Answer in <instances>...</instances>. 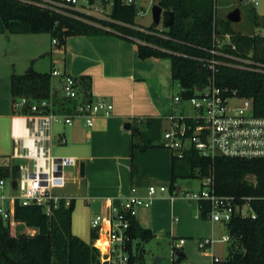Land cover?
Segmentation results:
<instances>
[{
  "label": "trees",
  "instance_id": "1",
  "mask_svg": "<svg viewBox=\"0 0 264 264\" xmlns=\"http://www.w3.org/2000/svg\"><path fill=\"white\" fill-rule=\"evenodd\" d=\"M37 1L43 0H0V34L48 33L57 39L59 47L70 36L113 34L132 42L140 59L169 57L171 77L183 89L182 97L191 96L212 77L217 87L251 99L254 113L264 116V34L232 32L227 22L216 20L214 0H157L163 10L172 11L173 22L163 29H156L152 23L145 30L135 24V4L122 0L113 2L109 21L75 11L71 12L76 16L62 14ZM210 48L218 51L214 57L221 61L214 72L196 59L211 57ZM239 59L247 60L249 68L231 65ZM10 91L13 100L21 96L48 99L52 95L51 73L39 72L30 64L23 73L11 74ZM61 104L70 111L71 102L61 100ZM131 135L141 140L131 143L132 149L150 146L142 133L131 131ZM11 166L0 164V176L9 177ZM205 177L212 178L216 194L231 196L239 208L246 204L251 211L249 215L236 211L225 224L230 238L227 264H264V158L205 157L192 147L185 149L181 157L172 155L171 189L178 179ZM198 207L200 216L205 217L209 203L199 200ZM73 209V199L66 205L60 198L49 214L41 206L16 202L15 220L36 232L15 233L0 219V264H100L99 251L92 241L86 242L72 232ZM129 234L131 240L152 238L151 230L141 227L135 219ZM95 236L93 231L92 240ZM128 248L129 264L140 262L139 255L131 252V243ZM183 256L179 253L178 259Z\"/></svg>",
  "mask_w": 264,
  "mask_h": 264
},
{
  "label": "crops",
  "instance_id": "2",
  "mask_svg": "<svg viewBox=\"0 0 264 264\" xmlns=\"http://www.w3.org/2000/svg\"><path fill=\"white\" fill-rule=\"evenodd\" d=\"M1 35L11 40L12 34ZM27 35H30L27 37L30 44L29 54L27 53L28 66L32 64L39 72L48 71L50 67L60 68L72 75L77 83L85 85L84 92L88 100L102 97L112 104L111 112L108 115L97 114L89 128H86L82 119H75L69 125L72 129L65 131L62 126L56 134L51 133L48 149L51 157H73L76 161V172H79L80 163H84V175H80L82 179L77 180L75 192L61 193L59 196L73 199L74 205L75 200H81L90 208L89 215L92 214V218L93 214L107 212L109 198L124 197L131 188L138 189L144 195L149 186H168L170 192L175 193L176 186L174 185L172 190L170 186L173 154L161 145V138H153L149 134V129L153 130L155 122L163 119L170 122V115L166 114L170 106L162 101L167 80H172L170 59L166 57L140 59L132 42L113 34L70 36L62 47L58 46L60 49H53L50 43L51 52L47 45L42 48L37 42L38 39L35 40L36 37L43 38L42 36L49 35L48 33ZM18 50L20 47L17 42L11 47L0 42V158L7 156L11 165L17 163L16 159L12 158L18 146L13 132L28 135L31 132L28 129L30 119L34 117L29 111H20L13 104L10 76L12 73H21L16 70ZM47 55L51 59L48 68L46 70L35 68L37 62ZM43 65L40 62V66ZM54 79L51 80L52 95L57 102L59 95L56 86L60 80L56 77ZM87 99L82 100L88 101ZM60 108L57 105L56 110ZM18 116H24V119L14 121ZM132 119L138 120L140 126L134 127ZM127 121L139 130L137 135L142 133L144 138L150 140L148 148L145 150L131 148V143L138 144L141 140L132 137L133 129L123 128V123ZM62 137L65 140L62 144L66 145L70 140L72 147L61 151L56 149L58 152L53 153V144H60ZM53 139L56 141L51 143ZM132 169L134 172L131 173ZM193 200L184 196L178 197L176 194L165 196L164 193H157L150 207L138 210L135 220L141 227L149 228L152 236L163 233L172 235V229H177V226L173 227L174 223L172 224V221L177 220L176 217L172 219L175 210L182 214L190 209L199 212L198 201L195 203ZM195 216L197 217V214ZM71 229L73 234L89 242L86 239L88 230L78 231L74 228L73 218ZM35 232L36 229H32L30 234ZM92 232L90 228V236ZM204 254L210 257L208 253Z\"/></svg>",
  "mask_w": 264,
  "mask_h": 264
},
{
  "label": "built area",
  "instance_id": "3",
  "mask_svg": "<svg viewBox=\"0 0 264 264\" xmlns=\"http://www.w3.org/2000/svg\"><path fill=\"white\" fill-rule=\"evenodd\" d=\"M114 1L43 0L37 1L36 4L51 7L66 15L76 16L71 12L75 11L109 21L110 9ZM122 1L125 4H136V0ZM252 1L255 2V0ZM139 14L144 12L140 11ZM51 42L54 45L58 43L56 38H52ZM231 47L234 48L233 45ZM208 51L211 57L196 59L214 72L216 65L221 64V61L214 57L218 54L215 48H210ZM247 63H249L247 60L239 59L237 63L231 65L249 68L246 66ZM50 73L52 77L60 80L59 101L56 102L53 95L48 99L31 100L21 96L13 100L17 109L27 110L34 117L30 119L28 129L31 132L28 135L13 132L18 146L12 158L24 161V163H18L21 173L16 188L20 193L5 194L3 190L8 181L10 185V177L0 176V219L4 225L14 227L19 224L14 218L16 202L21 205L41 206L46 214H49L51 208L57 205L60 198H63L54 190L64 186V167L75 165L76 161L73 157L53 158L49 155L52 122L61 121L69 126L76 118H82L86 126L91 127L100 110L108 115L112 109L111 103L99 99L95 102L78 100V86L74 77L57 68H53ZM181 91L183 89L179 87V93ZM61 100L71 102L70 111L63 108ZM181 100H187L195 112L169 116L170 129L164 131L161 145L169 149L173 155L181 157L185 149L192 147L205 157H213L219 150L221 155L228 157L264 158V116L254 113L251 99L238 97L233 90L229 92L227 89L217 87L211 77L206 86L201 87V90L196 88L191 96L184 98L179 94L173 97L175 103ZM57 105L59 108L61 106L59 110H56ZM23 117H15L14 121L24 119ZM60 142L64 143V138H61ZM164 191V186H159L158 189L149 186L144 195H139L135 188H131L124 197L109 198L107 212L95 214L91 218L89 225L96 233L92 244L99 251L100 264H129L128 247L131 243L132 252L133 241L129 234L131 221L136 218L139 208L149 207L156 192L161 194ZM183 196L196 201H207L209 218L214 222H222L224 225L239 208L231 196L215 193L211 177L200 179L197 192L185 191ZM70 199L64 198L66 205ZM229 239L226 231L219 239L203 238L197 245L201 251L210 254L211 264H227L225 257L221 258L214 254L212 248L215 242L228 243ZM180 243L182 239L179 243H175L176 249L180 247Z\"/></svg>",
  "mask_w": 264,
  "mask_h": 264
},
{
  "label": "rangeland",
  "instance_id": "4",
  "mask_svg": "<svg viewBox=\"0 0 264 264\" xmlns=\"http://www.w3.org/2000/svg\"><path fill=\"white\" fill-rule=\"evenodd\" d=\"M153 4H157V0H136V14H135V24L136 26L145 29L148 28L152 24V15H151V7ZM238 8L240 11V20L237 22L229 21L226 16L228 12L231 10ZM140 11H143L144 14H139ZM214 12L216 20H219V22H227L229 29L237 34H243V35H252V34H264V27H263V20L264 17V0H255L253 2L252 0H214ZM156 29H163L165 28L162 24V20L158 25H155ZM9 35V34H6ZM45 35V34H43ZM30 35L27 34H12L11 40L7 39V36L0 34V42L4 43L5 45L11 47L16 45V42L18 43V46L20 47V50H18V63L16 70L18 72H24L25 68H27V58H29L28 54L30 50V44H28V38ZM36 37L37 42L39 43L40 47L44 48L46 45L48 46L49 52H51V47L53 49H60L58 48V45H54L51 42L50 35ZM227 40V38H226ZM51 43V47H50ZM37 46V45H36ZM37 50V49H36ZM28 53V54H27ZM31 53H34L31 51ZM48 54V53H47ZM55 57V55L53 56ZM169 59V57H166ZM40 59V58H39ZM50 56H44V59L39 60L37 62V65H35V68H40V70L47 69L48 64L50 62ZM40 62L44 64L43 66H40ZM44 62V63H43ZM54 63V60H53ZM58 65L57 63H55ZM25 66V67H24ZM53 68V67H52ZM60 69V68H59ZM52 69L45 72H50ZM70 75V74H69ZM72 76V75H71ZM73 77V76H72ZM51 80H55L54 77L51 76ZM77 90H78V100L81 99H87V97L84 94V84L77 83ZM52 87V84H51ZM56 92L58 95L61 93L60 89V83L56 86ZM179 87L177 81L167 80V88L165 91H163L162 101L164 104H167L169 107V110L166 113L167 115H183V114H193L194 108L190 105V103L187 100H181L178 104L173 101V96L179 95ZM104 101V102H110L105 98H97V99H87L88 101ZM169 101V102H168ZM172 101V102H171ZM173 103V107L172 104ZM103 110H100L99 112L102 113ZM20 112V111H19ZM168 117V116H167ZM76 119H82V118H76ZM84 122V120L82 119ZM132 124L134 127L140 126L139 121L132 119ZM138 123V124H137ZM85 124V123H84ZM64 126V130L68 131V129H72V127H69L66 124H63V122H52L51 124V133L56 134L59 129ZM86 126V124H85ZM150 126V125H149ZM86 128H89L86 126ZM170 129V122L168 123L167 119H163L153 124V130L151 128L149 129V134L153 138H163V133L165 130ZM63 138V137H62ZM157 138V139H158ZM56 139L52 140L51 143H54ZM72 147V143L69 140L66 145L60 143V144H53L52 152L57 153L58 151L64 150V149H70ZM58 149V151L56 150ZM172 153V152H171ZM17 163H24L22 159H16ZM11 161H8L7 156H2L0 158V164H6ZM64 176L66 178V183L63 188L55 189L54 192L56 194L66 193V192H75L77 187V180H81V176L79 172H76V166L75 165H69L65 166L63 169ZM252 179V178H250ZM9 182V181H8ZM5 186L3 192L5 194H19V189H13L8 184ZM176 186V192L173 191L170 192L168 186L165 187V191L163 192L165 196H171L173 194L178 195V197H183L185 191L188 192H197L200 187V179L198 178H185V179H178L176 183L174 184ZM157 189L159 186H154ZM172 190V189H171ZM137 194L143 195V192L136 189ZM146 193V191L144 192ZM157 195V192L156 194ZM154 195V196H155ZM67 198V197H64ZM74 209L72 212V218L74 221V228H77L78 231L81 230H88V235L86 239L90 242L92 241V237L90 236V227H89V221L91 218V215H89V209L87 205H85L81 200H75ZM196 202V200H193ZM152 203V201H151ZM151 204L149 205V207ZM166 206V205H165ZM167 208H169V205L167 203ZM140 209V208H139ZM241 212L242 215H249L251 213L250 208L248 205H243L242 207L238 208L237 212ZM197 214V217L195 216ZM94 216V214H93ZM177 218V220L172 221L173 227L177 226V229H172V235H169V233H163L160 235L152 236L151 239L148 241H141V240H133L132 241V252L134 255H139L136 263L140 264H154L153 260L155 257H158L160 259L159 263L156 264H211L210 257H207L203 251H201L198 248V241L203 238H214L219 239L222 234L226 233L225 225L222 222H214L209 218V215L205 217L200 216L198 210H187L185 214L178 213L177 210L174 211L172 215L173 218ZM171 221V220H170ZM12 230L17 233L20 231H26L28 233H32V229L25 228L23 225H16L12 228ZM182 239V243H180V247L178 249L175 248V243H179V240ZM226 247L227 243L225 242H215L213 244L212 252L221 258H224L226 256ZM181 253L184 256L181 259H178V254Z\"/></svg>",
  "mask_w": 264,
  "mask_h": 264
},
{
  "label": "water",
  "instance_id": "5",
  "mask_svg": "<svg viewBox=\"0 0 264 264\" xmlns=\"http://www.w3.org/2000/svg\"><path fill=\"white\" fill-rule=\"evenodd\" d=\"M151 15H152V23L155 25H158L160 21L162 20V24L165 28L169 27L173 22V13L171 10H163L158 4H153L151 7ZM226 18L229 21L237 22L240 20V11L238 8H235L228 12ZM201 90V87L198 88ZM123 128L126 130L135 131L136 133H139V130L137 128H134L131 126L130 122H124ZM216 156H221V152L219 150L216 151ZM79 172L80 175H84V163L81 162L79 165ZM20 165L18 163H13L11 166V174H10V185L13 189H16L17 187V180L20 177ZM160 259L158 257H155L153 260V263H159Z\"/></svg>",
  "mask_w": 264,
  "mask_h": 264
}]
</instances>
